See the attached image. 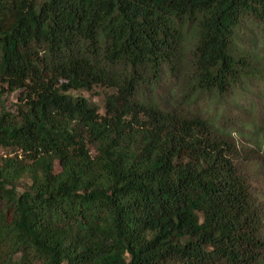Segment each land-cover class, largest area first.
Here are the masks:
<instances>
[{"label":"trees","instance_id":"1","mask_svg":"<svg viewBox=\"0 0 264 264\" xmlns=\"http://www.w3.org/2000/svg\"><path fill=\"white\" fill-rule=\"evenodd\" d=\"M258 83L264 0H0V264H264Z\"/></svg>","mask_w":264,"mask_h":264},{"label":"rangeland","instance_id":"2","mask_svg":"<svg viewBox=\"0 0 264 264\" xmlns=\"http://www.w3.org/2000/svg\"><path fill=\"white\" fill-rule=\"evenodd\" d=\"M0 84V109L4 107L9 111H16L17 104L19 103V91H10L6 86ZM74 95H80L88 98L89 100L95 102L100 107V111L104 112L105 106V89L97 87L92 91L89 90H74L72 92ZM225 109L230 117L228 120L231 121V127L236 129L233 136L236 143L240 148H242V156L246 159H254V166L260 167L259 160L262 159V137H257L253 133L251 124L254 122H261L264 119V84L258 83L250 86L249 91H245L244 94H235L225 103ZM218 120L219 115L217 116ZM223 119V118H222ZM243 123L247 124L246 128L248 132L242 134L236 126L242 128ZM264 138V136H263ZM5 150L0 149V156L4 155ZM250 169V176L252 181V186L258 189L260 192L264 193V175H261L259 171Z\"/></svg>","mask_w":264,"mask_h":264}]
</instances>
